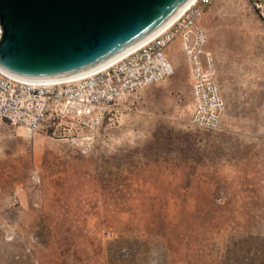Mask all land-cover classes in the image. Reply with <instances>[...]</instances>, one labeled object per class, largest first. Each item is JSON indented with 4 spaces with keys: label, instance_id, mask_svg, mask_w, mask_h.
Returning a JSON list of instances; mask_svg holds the SVG:
<instances>
[{
    "label": "rangeland",
    "instance_id": "obj_1",
    "mask_svg": "<svg viewBox=\"0 0 264 264\" xmlns=\"http://www.w3.org/2000/svg\"><path fill=\"white\" fill-rule=\"evenodd\" d=\"M202 23L217 132L189 123L179 39L175 74L119 98L88 155L52 114L33 138L0 119V264H264V23L249 0Z\"/></svg>",
    "mask_w": 264,
    "mask_h": 264
},
{
    "label": "built area",
    "instance_id": "obj_2",
    "mask_svg": "<svg viewBox=\"0 0 264 264\" xmlns=\"http://www.w3.org/2000/svg\"><path fill=\"white\" fill-rule=\"evenodd\" d=\"M249 1L264 23V0ZM213 2L193 1L154 39L87 76L59 83H40L0 69V119L22 127L33 138L52 114L75 148L88 155L96 147L99 128L119 98L175 74L166 48L174 39H179L191 77L193 109L189 123L208 132L219 131L225 97L218 81L216 58L207 46L209 34L202 23L205 10ZM3 35L0 23V40Z\"/></svg>",
    "mask_w": 264,
    "mask_h": 264
},
{
    "label": "water",
    "instance_id": "obj_3",
    "mask_svg": "<svg viewBox=\"0 0 264 264\" xmlns=\"http://www.w3.org/2000/svg\"><path fill=\"white\" fill-rule=\"evenodd\" d=\"M191 0H0V69L71 81L148 43Z\"/></svg>",
    "mask_w": 264,
    "mask_h": 264
},
{
    "label": "bare ground",
    "instance_id": "obj_4",
    "mask_svg": "<svg viewBox=\"0 0 264 264\" xmlns=\"http://www.w3.org/2000/svg\"><path fill=\"white\" fill-rule=\"evenodd\" d=\"M193 1H195V0H191V1L189 2V4L187 5V7H188L190 4H192ZM187 7H186V8H187ZM184 9H185V8H184ZM184 9H183V10H184ZM183 10H182V12H183ZM182 12H181V13H182ZM181 13H180V14H181ZM178 16H179V15H178ZM125 54H126V53H125ZM125 54H123V55H125ZM123 55L118 56L116 59H118L119 57H121V56H123ZM116 59H113V60H112L111 62H109L106 66H108L110 63H112V62H113L114 60H116ZM29 80H30V79H29ZM32 81H33V80H32ZM33 82H40V81H33ZM49 82H51V81H42V82H40V83H49ZM59 82H63V81L51 82V83H59Z\"/></svg>",
    "mask_w": 264,
    "mask_h": 264
},
{
    "label": "trees",
    "instance_id": "obj_5",
    "mask_svg": "<svg viewBox=\"0 0 264 264\" xmlns=\"http://www.w3.org/2000/svg\"><path fill=\"white\" fill-rule=\"evenodd\" d=\"M262 260H263V262H264V258H263Z\"/></svg>",
    "mask_w": 264,
    "mask_h": 264
}]
</instances>
